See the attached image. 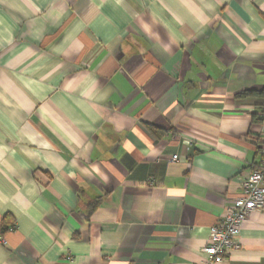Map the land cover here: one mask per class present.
Masks as SVG:
<instances>
[{"label": "crops", "instance_id": "1", "mask_svg": "<svg viewBox=\"0 0 264 264\" xmlns=\"http://www.w3.org/2000/svg\"><path fill=\"white\" fill-rule=\"evenodd\" d=\"M263 87L264 0H0V264H202Z\"/></svg>", "mask_w": 264, "mask_h": 264}, {"label": "built area", "instance_id": "2", "mask_svg": "<svg viewBox=\"0 0 264 264\" xmlns=\"http://www.w3.org/2000/svg\"><path fill=\"white\" fill-rule=\"evenodd\" d=\"M174 159H177V156H174ZM262 210H264V152L260 168L252 171L243 180L241 195L233 201L226 214L211 227L209 243L203 249L206 257L202 264H222L233 251L241 249L243 224L253 212Z\"/></svg>", "mask_w": 264, "mask_h": 264}, {"label": "trees", "instance_id": "3", "mask_svg": "<svg viewBox=\"0 0 264 264\" xmlns=\"http://www.w3.org/2000/svg\"><path fill=\"white\" fill-rule=\"evenodd\" d=\"M244 96H252L264 101V87L258 91L247 92L246 94H244Z\"/></svg>", "mask_w": 264, "mask_h": 264}]
</instances>
